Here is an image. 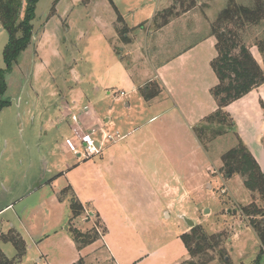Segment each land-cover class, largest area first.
<instances>
[{
  "label": "rangeland",
  "instance_id": "1",
  "mask_svg": "<svg viewBox=\"0 0 264 264\" xmlns=\"http://www.w3.org/2000/svg\"><path fill=\"white\" fill-rule=\"evenodd\" d=\"M187 2L185 0L183 7H187ZM235 2L248 5L251 0ZM195 3V7L187 12H183L185 8L176 3L177 15L168 23L171 24L169 28L160 32L149 28L152 15L156 10L171 7L173 2L170 0L37 1L32 21V43L18 56L12 70L5 72L6 90L0 95V101L8 102V106L0 110V148L8 149L11 144L12 150L15 149L10 154L13 175L8 181L9 184L8 182L6 184L16 195L21 191L17 199L26 195L30 188L37 191L34 195L26 196L22 202L16 199L11 209L0 212V233L5 234L11 228L15 230L18 225L20 227L17 218H20L22 225L27 228L33 221L29 218L28 212H25L27 206L39 201L40 197L50 190L47 186L49 176L44 174L45 162L40 156L44 155L46 162H51L53 158L55 163L56 161L64 163V160L76 157L75 153H66L63 148L60 149L65 137H72L70 132L66 129L63 131L57 125L62 120L61 115H64L62 110L70 109L75 102L77 107L89 105L96 112L98 107L103 110L101 116H104L108 107L112 106L113 113L110 116L118 124L115 131L118 130L124 136L129 129H136L133 134L125 135L123 140L115 144L114 151H119V146L132 139L139 143L138 152L150 155L164 153L169 160L164 163V167L170 163L174 170L183 174L197 170L199 174L194 178V183L201 182L204 185L191 194L184 203L163 211L162 204L153 202L155 197L148 192V186L143 178L134 176L135 186L130 185L131 188H128L129 203L125 204L129 218L127 223L112 215L107 221L102 219L103 223H97L96 216L90 217L87 214L85 216L88 223L76 222L77 218L72 219L71 225L75 229L82 234L95 230L100 240L98 245L101 248L97 249L95 257L85 256L84 264H180L188 260L181 235L186 231L189 233L190 228L182 219V214L193 222V227L200 225L206 235L223 234L225 238L227 237L222 249L231 263L264 264V253L261 254L259 240L248 224V218L240 212L241 207L252 202L250 193L245 190L239 177L224 179L221 174L219 177L221 156L236 146L234 133L246 145L258 165L264 168L263 97L259 100L257 98V105L254 102L256 96L247 99L246 102L252 100V103L239 111V117L232 118L234 133L229 131L216 137L208 143L206 149L198 139V142L195 140L197 127L206 129L209 127L205 119L198 125L191 126L174 119V113H168L164 117L156 118L144 128H138L142 121L158 115L159 109L154 106L146 109L138 92V80L148 72L140 69L148 59L155 65L199 44L183 54L180 67L174 69L172 74L177 77V85L182 87L193 85L202 88L201 83H212L214 87L217 84L209 64L216 57L214 49L216 41L212 37L214 44L211 45L210 40H207L209 37H206L228 0H195ZM25 6L26 1L22 0L20 19ZM118 16H121L125 25L132 30L128 32L131 44L122 43L114 33L113 23ZM140 25H143L145 31L138 28ZM147 29L153 34L144 44L142 42L148 33ZM256 34L263 37L264 27L256 31ZM139 36L141 37L137 41L139 45L142 44L140 47L143 50L144 63H141V54L136 53V42L133 41ZM7 43L8 34L0 26V71H5L3 49ZM110 46L119 51L125 68L131 73V78L121 65L120 59L118 61L112 54ZM122 48L125 51H122ZM250 50L258 59L257 49L253 47ZM190 67L196 69V79L188 81L187 78H181L180 71H186ZM132 86L135 92H132ZM119 91L128 94V98L114 103L111 99L115 93L118 95ZM80 94L82 98H78ZM106 98L107 101H103ZM191 100H195L193 94L190 96L188 93L186 102L190 105H185L183 108L185 111L195 109ZM126 102L130 105L129 109L125 107ZM128 115L139 124L125 123ZM32 117L33 127L28 123ZM20 119L27 125L24 126L23 138L19 131ZM48 120L53 122V128L46 129L45 133L36 128ZM28 129L34 133L30 134ZM211 132H213L211 129L205 131V139H209ZM94 139L99 140L100 136H95ZM29 160L32 163L31 168L27 167ZM153 163L155 169L161 170L158 171L160 179H166L170 167L162 168L161 158L160 162L154 160ZM155 169L151 168L150 174L154 173ZM208 184L211 188H208ZM1 202L3 199H0V204ZM111 211L119 212V208ZM78 224L81 225L80 230ZM34 227L38 231L44 229L40 224ZM19 235L21 236L20 233ZM21 238L23 239L22 236ZM23 241L26 250L20 264H34L29 254V244ZM4 244L7 246L5 248L8 254L1 247L0 249L7 258H13L15 249L9 243ZM217 253L218 250L208 251L214 258L209 264H222Z\"/></svg>",
  "mask_w": 264,
  "mask_h": 264
},
{
  "label": "crops",
  "instance_id": "2",
  "mask_svg": "<svg viewBox=\"0 0 264 264\" xmlns=\"http://www.w3.org/2000/svg\"><path fill=\"white\" fill-rule=\"evenodd\" d=\"M156 12H158V10L154 11L152 18ZM170 25L171 24L166 25L165 27L159 29V31L161 32L162 30L164 31L168 29ZM128 29L131 32L129 27ZM147 30L148 33H146L145 39L142 42L144 44H146L145 41H147V38H151L153 34V32H149V29ZM114 37L115 35L113 38ZM140 37L141 36L133 41L136 42V53L141 54L140 60L141 63H144L142 56L143 50L142 47H140L142 44L139 45L140 43L138 44L137 41ZM207 40H210L211 45L214 44L212 37H209ZM198 45L186 48L183 50V52L180 51L179 53H176L167 61L159 62L155 65L152 64L150 62L151 60L149 61L148 59L144 66L141 67L140 71L142 70L143 72H148L143 75L144 77L142 79L138 80V92L140 93V89L146 87L149 83L157 81L160 87V93L151 101H145L140 93L143 103L146 105V109L149 110V107L153 106L158 107L159 109L157 113L158 115L150 117L145 122L142 121L138 128H144L156 118H159L160 116L164 117L168 113H174V119L185 122L186 124H191V126L193 124L198 125L205 117H207L209 114H212L216 110L215 101L210 94V90L213 88L212 83H201L202 88L193 85H183L182 87L177 85V77L172 74L174 69L180 67L184 58L183 54L189 50H192ZM111 50L112 54L119 61V57L115 55L113 48ZM122 51H125V49L122 48ZM256 53H258V59L253 55V52H251L256 62L261 65V55L257 50ZM120 63L124 66L123 61L120 60ZM124 69L131 78L132 76L130 75L131 73L129 69L125 68V66ZM196 73V69L190 67L186 71L181 70L180 77L187 78L188 81H191L196 79ZM135 91V88L132 86V92ZM262 92H264V84L252 90L241 99L230 104L226 109L227 113L231 116V118L239 117V111H242L246 105L252 103V100L251 102H246L247 99H252V97L256 96L254 101L255 105H257V98L259 100L262 99L261 97H263L262 100H264V93L261 96ZM118 93V95L115 93L113 99H111L114 103H117L118 101L121 102L122 100L125 101L126 98H128V94H125L123 91H119ZM121 93L123 94L121 95ZM188 93L190 96L193 94L195 100H191V103L194 102L192 105L195 106V109L192 108L190 111H185L183 109L185 105H190L188 104L189 102H186ZM107 95L109 96L110 93L108 92ZM83 97H85V95H83ZM78 98H82V95L80 94ZM103 101L106 102L107 98ZM77 102H79V100ZM125 107L129 109V103L125 104ZM102 112L103 110L99 109L98 107L97 112L94 111L89 107V105L77 107L76 103L74 102V106H72L70 109L62 110L64 115H61L62 120L59 122L60 124L57 125L60 126L63 131L66 129L71 134L72 128H79L86 133L92 134L93 137L99 136L101 131H115L118 127V124L110 116L113 113V107H108L104 116H101ZM187 112L189 113L187 114ZM21 120L22 119H20L19 131L21 133L20 136L23 138L24 126L26 127L27 125ZM29 121L28 123H30L33 127L34 117L30 118ZM124 121L125 119H123V122ZM125 123L139 124L137 120H134L133 117H129V115L126 118ZM36 128L45 133L46 129L53 128V122L48 120L45 124L36 126ZM135 131L136 129H129L125 135L133 134ZM29 132L32 134L33 131L30 130ZM117 132L119 131L117 130ZM125 135L123 136V139L125 138ZM195 140L198 142L197 138H195ZM119 142L102 146V152L100 155L87 159L76 155V157H71L64 160V163H61L60 161H56L55 163L54 159L52 158L51 164L50 161L46 162L44 155L40 156V159L45 162L44 174L49 176V180L47 181L48 184H46L50 190L46 191L47 193L42 195L39 201H34L30 203V206H27L28 209L25 212H28L29 218L33 220L29 223L28 227L25 228L21 223V219L17 218V221L20 223V227L18 225L15 229L21 234L23 240L29 244L28 250L29 254L33 258L34 264H76L80 259H83L84 261L85 256L89 255L95 257L94 255L97 252V249L101 248L98 245L100 244V240H97L92 244L83 247L82 249H78L74 243L71 235L68 232V225L71 219L70 200L72 198L76 199L85 210V213L77 217L76 222L80 221L82 223H88V220L85 216L87 214L90 217L96 216V218L99 219L101 223H103L102 219L107 221V218H109L110 215L117 217L118 220L123 219L121 222L127 223L129 218L126 211L127 206L125 204L129 203L128 188L130 185L131 187L135 186L133 181L134 176L143 178V181L148 186V192L151 196L155 197V199L153 198V202L155 201L156 203L158 202L159 204H162L161 207L163 208V211H168L174 208L177 204L184 203L191 197V194L200 190L204 185L201 182L194 183V178L199 174L197 170H195L193 173L189 172L188 174H183L177 170H174L170 163L167 165V167H164V163L169 161L168 158L163 155L164 153H161L162 155L159 153H153V155H150L138 152L137 149L139 147V143L137 141H133L132 139L129 140V142L125 145L119 146V151H114L116 148L113 149V147ZM59 145L57 146L59 147ZM11 146L12 145L10 144V148L8 149L6 147L0 148V163H3L2 168L0 166V199H3V202H1L2 204H0V212L11 209L12 203L15 202V200L21 194V191L17 195L14 194L13 191L9 190L6 184L8 181H10L11 175H13L10 167V154L13 153L15 149L12 150ZM61 148H63V151L66 153H69L66 146L64 145V142L60 145V149ZM4 158L5 160L3 161ZM160 158L163 161L162 168L167 169L170 167L171 169L170 173L166 175V179H160L161 176L158 175V171L161 170L155 169V166L153 165V161L159 160L160 162ZM22 162H20V164H22ZM27 163V167L31 168V161L29 160ZM157 166H160V164H157ZM151 168L155 169V172L150 174ZM262 170L264 171V168ZM210 173L212 174L211 171ZM148 178H150V180ZM151 178L153 179L151 180ZM67 188L70 189V192L68 191L69 193H67V195L65 194L66 196L60 200V193ZM208 188H211L209 184ZM36 191L37 189L34 190L30 188L26 195L17 199L18 202L24 201L23 199L26 196L34 195ZM118 208L119 212L111 211L112 209L116 210ZM36 224L43 225V231H38L34 227ZM80 226L81 225L78 224V229ZM48 235L53 236L48 237ZM100 239L102 240V238ZM0 247L6 254H8V250L5 248L7 246H5L4 243L1 244Z\"/></svg>",
  "mask_w": 264,
  "mask_h": 264
},
{
  "label": "trees",
  "instance_id": "3",
  "mask_svg": "<svg viewBox=\"0 0 264 264\" xmlns=\"http://www.w3.org/2000/svg\"><path fill=\"white\" fill-rule=\"evenodd\" d=\"M26 6L20 19L22 0H0V26L8 34V43L3 49V60L5 71H0V95H3L6 87L4 82L5 72L12 70L13 64L18 56L25 51L32 43V21L35 17V7L38 0H25ZM171 7L155 13L149 28L159 30L177 15L176 3L184 6L185 0H170ZM187 12L195 7V0H186ZM118 39L125 44L130 43L128 32L121 16L113 23ZM264 27V0H251L248 5H241L235 0H228L226 7L220 12L210 27V34L207 37H214V49L216 57L210 62V67L217 79V84L210 90L217 110L205 117L209 127L196 128V137L206 149L210 141L216 137L231 131L234 133V122L227 113V107L233 102L241 99L252 90L264 84V36L260 37L256 31ZM144 29L143 25L138 26ZM132 31V30H131ZM206 37V38H207ZM256 47L262 58V66L256 62L250 49ZM113 52L122 61L119 51L113 48ZM141 96L145 101H151L160 93L157 81L149 83L140 89ZM8 106V102L0 101V110ZM212 126V127H211ZM211 129L209 139H205V131ZM236 146L221 156L219 175L224 179L233 176L242 180L245 190L250 193L252 202L240 209L241 215L248 218V224L256 234L261 254L264 253V171L260 168L254 157L248 151L246 145L235 134ZM264 142V141H263ZM70 189H64L59 199L62 200ZM66 194V195H65ZM71 219L68 232L71 235L78 249L86 247L96 240L98 234L93 232L82 234L72 225V219L84 213V208L76 199L70 200ZM100 223L99 219H97ZM227 240L223 234L206 235L202 232L200 225L190 229V232L181 235V241L187 251L188 260L180 264H209L214 258L208 251H217L222 264H233L222 249V244ZM10 243L15 249V256L7 258L0 249V264H20L25 254L26 245L14 229L5 234H0V244ZM76 264H84L80 259ZM256 264V263H255ZM257 264H259L257 262Z\"/></svg>",
  "mask_w": 264,
  "mask_h": 264
},
{
  "label": "built area",
  "instance_id": "4",
  "mask_svg": "<svg viewBox=\"0 0 264 264\" xmlns=\"http://www.w3.org/2000/svg\"><path fill=\"white\" fill-rule=\"evenodd\" d=\"M71 131L72 137L65 138L64 145L69 152L85 159L100 155L102 146L117 143L123 139V136L117 131H101L99 140L94 139L92 134L86 133L79 128H72Z\"/></svg>",
  "mask_w": 264,
  "mask_h": 264
},
{
  "label": "water",
  "instance_id": "5",
  "mask_svg": "<svg viewBox=\"0 0 264 264\" xmlns=\"http://www.w3.org/2000/svg\"><path fill=\"white\" fill-rule=\"evenodd\" d=\"M182 217V219H184V221L186 222V224L188 225V227L191 229V228H193V222L191 221V220H189V219H187L185 216H181Z\"/></svg>",
  "mask_w": 264,
  "mask_h": 264
}]
</instances>
